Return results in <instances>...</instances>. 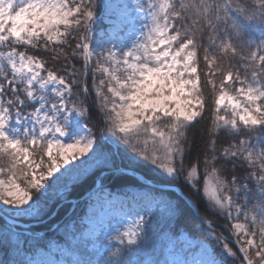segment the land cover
<instances>
[{
	"label": "snow or ice",
	"instance_id": "1",
	"mask_svg": "<svg viewBox=\"0 0 264 264\" xmlns=\"http://www.w3.org/2000/svg\"><path fill=\"white\" fill-rule=\"evenodd\" d=\"M96 7L0 0V246L10 251L0 264L43 239L18 221L44 223L76 189L102 194L141 167L155 173L134 185L147 203L107 236L102 264H128L150 218L186 214L203 230L199 259L163 264H264V31L248 36L253 23L264 29V0H123L106 6L116 18L92 41ZM93 109L102 127L90 126ZM206 116L208 138L194 147L188 131Z\"/></svg>",
	"mask_w": 264,
	"mask_h": 264
},
{
	"label": "rangeland",
	"instance_id": "2",
	"mask_svg": "<svg viewBox=\"0 0 264 264\" xmlns=\"http://www.w3.org/2000/svg\"><path fill=\"white\" fill-rule=\"evenodd\" d=\"M103 1L102 21L104 25L97 29L93 41L100 39L101 33L107 34L112 27L108 21L116 18L117 9L106 6L123 2V0ZM96 51L100 52L101 49H96ZM148 197L147 192L136 187H128L124 191L108 187L102 194L97 190H90L82 210L78 211L66 225H61V229L67 228L69 242L49 238L41 232L33 231L41 233L43 239L39 242L29 239L26 242L28 245H35V248L24 256L25 264H75L77 260L86 261L88 259L86 251L102 253L110 246L107 244L108 235L115 236L116 229L124 231L128 227L134 226L135 212L147 203ZM20 231L22 235L25 234L29 237L32 235L27 233V226L20 228ZM200 239L201 237L192 236L186 230H181L176 235H170L165 256L160 260L161 264L164 260L199 259V249L196 244ZM42 242L43 244H41ZM23 245L20 253H22Z\"/></svg>",
	"mask_w": 264,
	"mask_h": 264
},
{
	"label": "trees",
	"instance_id": "3",
	"mask_svg": "<svg viewBox=\"0 0 264 264\" xmlns=\"http://www.w3.org/2000/svg\"><path fill=\"white\" fill-rule=\"evenodd\" d=\"M104 9L103 0H97V7L95 9L96 19L93 26L92 33L90 34V39L93 41L95 32L98 28L104 25L102 21ZM264 29L261 28L259 24L253 23L249 29L248 36L253 40H259L261 33ZM79 66V65H78ZM218 79V77H217ZM91 85V78L89 79ZM207 103L209 106H214L213 101L214 97L209 96L208 92L205 93ZM92 119L90 121V126L95 125L96 127H102L99 123L98 114L93 109L91 112ZM211 126L210 116H206L199 124H196L194 127L190 128L188 131V138L193 142L194 147H199L202 140L206 141L208 138V131ZM123 155V153H122ZM140 175V176H139ZM155 176L154 170L150 167H141L137 169L134 174H129L123 179L117 177L109 182L108 187L115 190L124 191L128 187H134L135 182L139 180L141 183H147L149 178ZM91 190V187H84L76 189L72 196L70 197L69 204H65L59 212L52 217L51 219L45 218L44 223H36L30 219H23V222H29L28 230L29 231H38L44 234V236L49 238H54L59 241H68L67 238V228L61 225L74 218L75 214L82 210L83 204L85 203L88 192ZM187 191V189H185ZM194 203H199L198 197H192ZM4 221H0L2 225ZM218 223H222V218ZM19 227H22L19 225ZM61 229V230H60ZM186 230L192 236H203V230L199 225V218L194 217L192 214H186L182 216L176 223L169 225L165 220L161 219L159 216L150 218V227H149V237L147 240L143 241L137 247L126 249L124 252L125 258L128 260V264H144L146 259L151 260H162L165 256L166 246L169 242L170 235H176L179 231ZM44 242V241H43ZM43 242L41 244H43ZM117 241L113 242L112 245H115ZM111 245L106 248L102 253L89 252L86 251L88 259L86 261L91 262V264H102L104 257L107 255ZM35 245H28L27 243L23 245L22 253L14 252L13 255L19 261V264H25L24 256L34 250ZM83 251V250H82ZM10 255V251L4 246H0V261H6Z\"/></svg>",
	"mask_w": 264,
	"mask_h": 264
},
{
	"label": "water",
	"instance_id": "4",
	"mask_svg": "<svg viewBox=\"0 0 264 264\" xmlns=\"http://www.w3.org/2000/svg\"><path fill=\"white\" fill-rule=\"evenodd\" d=\"M140 176V175H139ZM18 224H21V225H26V224H22L20 221H18Z\"/></svg>",
	"mask_w": 264,
	"mask_h": 264
},
{
	"label": "bare ground",
	"instance_id": "5",
	"mask_svg": "<svg viewBox=\"0 0 264 264\" xmlns=\"http://www.w3.org/2000/svg\"><path fill=\"white\" fill-rule=\"evenodd\" d=\"M92 190V189H91ZM120 191V190H119Z\"/></svg>",
	"mask_w": 264,
	"mask_h": 264
}]
</instances>
